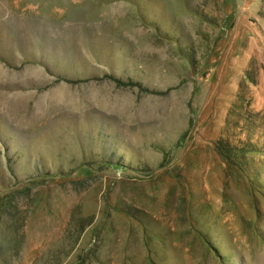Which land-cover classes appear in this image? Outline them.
Segmentation results:
<instances>
[{"label":"rangeland","instance_id":"rangeland-1","mask_svg":"<svg viewBox=\"0 0 264 264\" xmlns=\"http://www.w3.org/2000/svg\"><path fill=\"white\" fill-rule=\"evenodd\" d=\"M0 264H264V0H0Z\"/></svg>","mask_w":264,"mask_h":264},{"label":"trees","instance_id":"trees-1","mask_svg":"<svg viewBox=\"0 0 264 264\" xmlns=\"http://www.w3.org/2000/svg\"><path fill=\"white\" fill-rule=\"evenodd\" d=\"M216 146H217V149L219 151V154L227 161L233 160V157L235 156V155H233V154H235V153H233V151L237 152L236 154H238V152L242 154V152H244L245 150L246 151L250 150L249 153L251 154V151H253V149H251L252 147L247 148V149H244V147H242L240 149H236V148L231 147L228 143H226V142L223 143L221 141L218 142Z\"/></svg>","mask_w":264,"mask_h":264}]
</instances>
